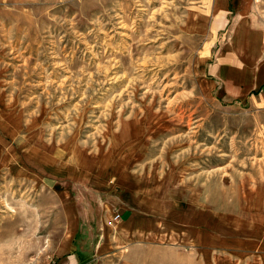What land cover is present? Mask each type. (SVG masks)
Listing matches in <instances>:
<instances>
[{
  "label": "rangeland",
  "instance_id": "1",
  "mask_svg": "<svg viewBox=\"0 0 264 264\" xmlns=\"http://www.w3.org/2000/svg\"><path fill=\"white\" fill-rule=\"evenodd\" d=\"M213 3L0 0V264H67L77 218L124 209L177 247L159 264H192L216 227L223 255L206 264H264V107L206 72ZM248 11L264 26L253 0L224 37ZM83 233L93 264L124 262Z\"/></svg>",
  "mask_w": 264,
  "mask_h": 264
},
{
  "label": "crops",
  "instance_id": "2",
  "mask_svg": "<svg viewBox=\"0 0 264 264\" xmlns=\"http://www.w3.org/2000/svg\"><path fill=\"white\" fill-rule=\"evenodd\" d=\"M252 3L253 0H214L211 8L214 17L210 23V30L220 39L216 41L218 50L215 54L212 52L211 55L214 57H211L206 72L210 75L215 88L221 89L229 100H240L250 102L257 107H264V26H258L257 18L248 11L245 15L238 14L239 17L235 18L231 33L225 37L222 33L231 24L229 21L231 11L242 13L251 8ZM45 176L46 183L54 189L60 188L61 183L56 175ZM77 219L75 227L71 230L67 251L63 255L67 256V264H87V262L93 264V255L84 253V245L87 243L84 240L90 239L89 234L86 236L83 233L85 231L96 233L95 238H92L95 254L106 258L122 256L124 260L122 264H127L124 258L130 254H134V264H159L161 251L178 252L177 247L160 245L157 240L158 224L154 229L152 226L148 229L144 219L139 217L138 220L137 213L129 209H124L113 216L107 214L100 216L99 219L90 221L87 228L81 227L82 222L80 218ZM216 228L211 234L215 239L214 245L207 247L205 243H200L191 250L192 252H187L189 263L195 264L194 261H198V264H206L207 257L215 259L222 257L223 231L221 228L217 231ZM144 253L153 255L151 263L148 260L144 262Z\"/></svg>",
  "mask_w": 264,
  "mask_h": 264
}]
</instances>
